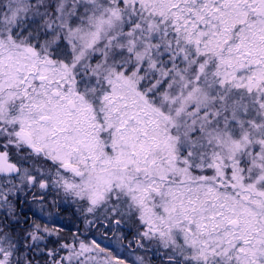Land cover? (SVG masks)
I'll return each instance as SVG.
<instances>
[{"label":"snow or ice","instance_id":"6c2138e0","mask_svg":"<svg viewBox=\"0 0 264 264\" xmlns=\"http://www.w3.org/2000/svg\"><path fill=\"white\" fill-rule=\"evenodd\" d=\"M0 264H264V0H0Z\"/></svg>","mask_w":264,"mask_h":264}]
</instances>
